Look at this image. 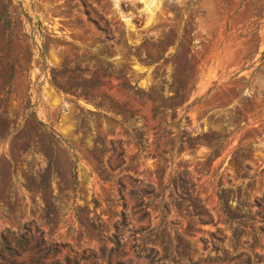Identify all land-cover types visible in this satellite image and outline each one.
Here are the masks:
<instances>
[{
  "label": "rangeland",
  "instance_id": "374dc122",
  "mask_svg": "<svg viewBox=\"0 0 264 264\" xmlns=\"http://www.w3.org/2000/svg\"><path fill=\"white\" fill-rule=\"evenodd\" d=\"M0 112V264H264V0H0Z\"/></svg>",
  "mask_w": 264,
  "mask_h": 264
},
{
  "label": "trees",
  "instance_id": "16d2710c",
  "mask_svg": "<svg viewBox=\"0 0 264 264\" xmlns=\"http://www.w3.org/2000/svg\"><path fill=\"white\" fill-rule=\"evenodd\" d=\"M6 26L8 27L7 24H6ZM156 85H158V83H157ZM180 90H181V89H179L178 91H174V94L171 95V96H169V97H167V99L170 100V99H175V98L179 97ZM147 97H148L149 99H152V98H153L152 95H151L150 93L147 94ZM156 112H157V110H153V116H152V117L155 116ZM185 119L188 120V117L185 116ZM16 127H17L16 124L12 121L11 118H9L5 113L0 112V141H5L6 139H8V138L10 137V135L15 131V128H16ZM55 136H56V135H52V134L50 133L49 136H48V137H49V140H50V141H53V139H55ZM58 137L60 138V136H58ZM58 137H57V139H58ZM173 147H174V146L171 145V148H170L169 152H172L171 149H172ZM179 183H180L179 187L183 190V192L187 193V191H186V190H187V189H186V186H187V184H188L187 179H185V178H180V179H179ZM194 188H195V187H194V185L192 184V192L195 191ZM187 194H189V193H187ZM197 197H198V196H197V194H196V195L194 196V198L197 199ZM218 197H219V202H220V208H219V210H220L225 216H228V215L230 214V211L228 210V209H229L228 206L223 205V203H222V197H221L220 195H219ZM253 205L259 206L260 204L257 203V202L254 203V204H251L250 202H248V200H247L246 203H245V206H246V209H247V213H248L249 215L252 214V212H251V207H252ZM169 206H170L169 203H164V204L161 206V214H162V217H163V218L168 214V212H169ZM194 208H195V210H197V213H196V214L199 215V217H201V218L199 219L200 222H203V223L211 222V217H210V215H209L207 209H206L204 206H196V205H194ZM203 217L206 218V219H203ZM244 217H246V216H245V215H241V218H244ZM255 222H256V221H255ZM263 227H264V216L261 217L260 225L258 226V229H263ZM254 229H255V226L253 225V230H254Z\"/></svg>",
  "mask_w": 264,
  "mask_h": 264
}]
</instances>
